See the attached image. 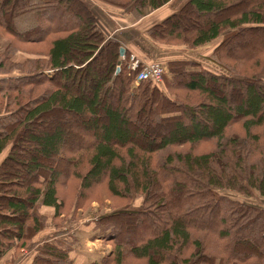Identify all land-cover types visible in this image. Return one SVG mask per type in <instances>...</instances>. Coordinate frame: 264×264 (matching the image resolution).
<instances>
[{"label":"trees","instance_id":"1","mask_svg":"<svg viewBox=\"0 0 264 264\" xmlns=\"http://www.w3.org/2000/svg\"><path fill=\"white\" fill-rule=\"evenodd\" d=\"M94 1L143 16L174 0ZM61 12L73 21L54 23ZM181 18L200 23L185 29ZM0 34V260L44 241L34 264H76L63 218L102 184L113 197H140L142 210L103 216L101 227L146 231L126 233L131 241L111 231L100 264H264V210L216 195L264 200V49L253 48L264 45V0H185L148 28L150 42L168 46L220 40L212 53L228 75L169 64L173 100L151 82L134 85L125 65L118 71L125 41L105 38L86 0H0ZM80 78L91 88H74ZM62 115L78 120L72 134ZM145 116L153 123L141 127Z\"/></svg>","mask_w":264,"mask_h":264},{"label":"rangeland","instance_id":"2","mask_svg":"<svg viewBox=\"0 0 264 264\" xmlns=\"http://www.w3.org/2000/svg\"><path fill=\"white\" fill-rule=\"evenodd\" d=\"M86 1L92 4V11L95 17L98 16L100 12L97 6L104 7L108 11H115L116 13L123 14L122 12L111 9L110 7H108V5L104 3H100L99 1L95 2L94 0H91L94 3H91L89 0H86ZM184 1L185 0H174L172 3L165 5V8L167 10H170V12H174L181 6V4L184 3ZM153 11L155 10L143 9L144 15L150 12H153ZM134 13L136 17L137 16L141 17L139 16L136 10L134 11ZM70 15L69 13L61 12L55 15L52 21L56 24H68L72 22L74 19L71 17L72 15L71 16ZM30 18L32 20L35 19L33 16ZM181 20L182 21L179 23V25H182V27L185 29H188L189 27H196L200 23V20H196V19L195 20L194 19L184 20L183 18H181ZM154 25L155 24H151L149 28ZM109 35L104 34L106 39L112 38L113 35H110V36ZM0 37H1L0 38V50H1V48L3 47L5 43V39L1 36V34H0ZM136 39L137 41L144 43L143 42L144 40L142 38H136ZM241 39L243 42H245L249 38L242 37ZM219 42L220 40H217V41L211 42L209 44H206L202 47L195 48V49H192L186 46H176V47L173 45L168 46V45H165L163 41L158 42V43L152 42V46H150V48L147 50V53L141 52L135 46L131 49L132 51H130L129 48H125V47H122V49H124V52H125L124 54H126V59H129V57L132 55L136 57L139 55H143L144 57L149 58L146 63L162 62V64L165 65V68L163 71L164 74H163L162 82L160 83V85L157 84V87H160L161 90L164 92V94L173 100L174 94L169 91V87L173 85V87L175 88L178 85V83H175L174 81L175 76L172 73V71H170L169 64H173V63L180 64L181 67H183V69H181L178 72L179 74L183 72L191 73V72H196L200 69H206L208 71H213L223 77L228 75V72L225 71L222 66H220L218 63L215 62L216 57H215V54L212 53L215 46ZM145 44H149V43L146 42L144 43V45ZM44 46L45 45L41 43L38 45L37 44L31 45L30 47L34 53L42 54L41 52L43 51ZM227 47L229 49H233V51L236 49L234 45H230V44H228ZM253 48L254 50L264 49V45L262 43H255ZM20 56L22 57H18L14 60L18 62H22L24 61V59L27 58V56H24L22 54ZM103 67L104 66L98 61H95L94 63H92V68L95 71L103 69ZM46 74L50 76L49 75L50 72H46ZM78 80H79V84L74 85V88L79 87V86H82L83 89L91 88L90 83L84 82L82 78ZM134 85H136L135 80H134ZM132 87H135V86L132 85ZM217 87L219 88L218 85L215 86L216 89ZM61 119L64 122V130L67 131L69 134H72V132L75 131V128L77 129L78 120L76 118H73L68 115H64V116L62 115ZM50 121H51L50 119L47 120V122H50ZM140 121H141V127H145L146 124L148 125L149 123H153L152 120H148L147 116L143 117L142 120ZM36 130L37 129L34 127L33 131H36ZM206 146H209V145L207 144ZM200 151H203V150H200ZM61 192L63 195L65 193L64 196H67L68 198L71 195V191L68 189H63ZM216 195H221V196H226V197L228 196L230 199H235L236 202L238 203H243L250 207H257L258 209L264 210V200L256 196L247 198L240 194H235V193L226 192V191H216ZM141 204H142V199L140 197H137L131 200H125V199L113 197L111 194L107 193L106 189L102 186V184L96 185L93 188V191L91 192V194L86 199V201L83 203V206L79 208L80 210L76 212L75 214H73V216H71L70 219L63 218L64 219V225H63L64 230L63 231H65L66 233L65 234V238H66L65 244L67 248L70 250L71 248L73 249V246H74V248L76 247V249H78L76 251L81 256L80 262L82 259L83 263L85 262L87 264L88 263L89 264H100L97 261H99L102 257H105L107 255L110 256L112 254V248H113L112 243L110 244L109 242H105L108 240L109 233L111 231L118 232L121 235V239L123 241H126V240L131 241L130 238L136 237L137 235L140 236L144 234L146 229L139 228L138 231L136 230L133 231L132 227L128 225V229L122 228L121 231H116V229H111L108 231L107 229L110 228L111 226L101 227L102 225L98 223L99 219L103 216L113 214L119 211L128 210V209L135 210V211H141L142 210ZM163 210L164 208L162 209V211ZM158 212L160 213V211ZM201 220L202 219L197 218L196 221H201ZM203 222L206 223L207 226L209 225L207 221L203 220ZM110 224L113 225L114 223H110ZM123 226H125V224H123ZM90 228L92 229V236H94L96 240L89 239ZM208 228H212L211 224L208 226ZM126 233H130L129 234L130 238L127 237ZM74 238L76 239V241L73 242L72 244V240H74ZM135 240L136 239H134V241ZM107 245L109 246L108 248H107ZM109 250H110V253L108 254ZM190 254H193L194 256V251L191 248H186L184 252L182 253V255L186 256L187 258H190ZM96 256L99 257L97 261L94 260Z\"/></svg>","mask_w":264,"mask_h":264},{"label":"crops","instance_id":"3","mask_svg":"<svg viewBox=\"0 0 264 264\" xmlns=\"http://www.w3.org/2000/svg\"><path fill=\"white\" fill-rule=\"evenodd\" d=\"M89 1L91 3H94L91 0ZM97 7L98 10H100L99 15L95 17L98 28L106 35L109 34L113 35L116 32H120L121 39L125 41V48H129V50L132 51L131 49L135 46L143 53H147V50L150 48V46H152V42H150L148 38H146L147 37L146 31L148 30L149 26L151 24L159 23L163 18H165L170 13V10H167L165 6L164 7L162 6L158 10H155L146 15L136 18L134 15H130L128 13L119 14L113 11H108L104 7H99V6ZM136 38H142L144 40L143 41L144 43L147 42L149 44L144 45V43L137 41ZM137 58L141 62H145V63L149 59L144 57L143 55H139L137 56ZM154 63H158L162 66H165L162 64V62H154ZM41 211H43V213L48 216L51 215V209L42 207ZM43 235H45V232L40 236H38L37 239H39ZM42 238L44 239V236ZM89 239L91 240L90 236ZM43 244L44 241H41L38 243V245L34 247L31 248L28 247L19 250L17 254H15V249H12L8 253H6V255L0 260V264H34L36 256L38 255V248ZM108 247L109 246L107 245V248ZM76 250L78 249H76L75 247V252H77ZM110 250L108 251V254L110 253ZM76 254L78 256L77 259L79 258L78 260L79 263L77 262L76 264H87L85 262L83 263L82 259L80 262L81 256L79 253ZM102 258L99 261H97L99 257L96 256L94 260H96L99 263L102 260Z\"/></svg>","mask_w":264,"mask_h":264},{"label":"built area","instance_id":"4","mask_svg":"<svg viewBox=\"0 0 264 264\" xmlns=\"http://www.w3.org/2000/svg\"><path fill=\"white\" fill-rule=\"evenodd\" d=\"M120 61L121 64L117 67V69L125 64L127 70L136 75L135 84H139L142 81H148L153 84H160L162 82L164 74V68L162 65L154 62H141L134 55L130 56L129 59H126V55L121 56Z\"/></svg>","mask_w":264,"mask_h":264},{"label":"water","instance_id":"5","mask_svg":"<svg viewBox=\"0 0 264 264\" xmlns=\"http://www.w3.org/2000/svg\"><path fill=\"white\" fill-rule=\"evenodd\" d=\"M124 53H125V52H124V49H120V53H119V54H120L121 56H123Z\"/></svg>","mask_w":264,"mask_h":264},{"label":"bare ground","instance_id":"6","mask_svg":"<svg viewBox=\"0 0 264 264\" xmlns=\"http://www.w3.org/2000/svg\"><path fill=\"white\" fill-rule=\"evenodd\" d=\"M122 49V48H121ZM120 58H121V55H120ZM120 62V61H119ZM119 66V65H118ZM138 85V84H137ZM155 85H157V84H155Z\"/></svg>","mask_w":264,"mask_h":264}]
</instances>
